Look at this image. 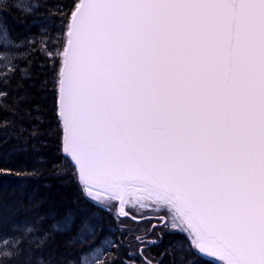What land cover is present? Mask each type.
Instances as JSON below:
<instances>
[{"label":"snow or ice","instance_id":"1","mask_svg":"<svg viewBox=\"0 0 264 264\" xmlns=\"http://www.w3.org/2000/svg\"><path fill=\"white\" fill-rule=\"evenodd\" d=\"M15 7L35 19L23 36L0 19V111L14 116L0 122V181L24 191L43 175L51 106L52 168L71 165L86 204L0 197V264H264V0ZM49 7L51 19L36 16ZM130 212L150 226L128 228Z\"/></svg>","mask_w":264,"mask_h":264},{"label":"trees","instance_id":"2","mask_svg":"<svg viewBox=\"0 0 264 264\" xmlns=\"http://www.w3.org/2000/svg\"><path fill=\"white\" fill-rule=\"evenodd\" d=\"M33 4L41 2V0H31ZM48 3L51 4H70L71 0H48ZM10 7L4 10H0V16L1 19L4 20L9 27V29L12 31V34L15 35H24L25 27L32 23V21L35 19V16H29L26 15L21 9H17L12 3L8 2ZM67 11V9H65ZM74 10V9H73ZM53 11L51 7L48 8L46 11L45 8H41L38 13H36V16H43L47 19H51L49 16V13ZM55 24L57 27L60 25V20L56 19ZM35 31V29H33ZM54 37H58L59 33H54ZM66 39V35H65ZM34 63L37 65L43 64L44 67L36 68L35 72L39 74L41 71L48 75V73L51 72V64H50V58L49 60H46L43 56H40L38 58L34 57ZM51 79V77H48ZM50 104L52 98H49ZM10 107V105H9ZM49 115H48V121L47 126L42 129L44 136H43V142L37 144L38 151L42 154L44 167H43V175L38 176L34 179L28 180L24 182L25 190L21 191L16 187V184L19 183V181H16L15 177L9 178L7 180L0 181V197L3 198V201L6 204H11L12 202L16 201H24L25 203L28 202V197L35 194V198L39 201H43L41 204L40 210H47L49 208L53 209H60L63 210L67 207H81L85 206L86 201L83 199L81 193H80V186L77 184L76 180H70L69 182L63 180L62 170L63 168H52L53 162H60L62 153L60 151V134H59V128L60 124L58 123L56 116L53 113V110L51 106L48 109ZM14 116L11 111L3 112L0 111V122L4 120H13ZM65 161H62L64 165ZM67 162V161H66ZM56 172H60V177L56 175ZM45 185H50V187H45ZM128 210V209H127ZM131 214V213H129ZM99 215L102 217L103 223L107 226L111 221V217H107V213H99ZM133 216L131 215L127 219H130L132 221ZM125 219V218H120ZM140 223L139 221H135ZM77 224H79V221H77ZM10 229V221L5 218L2 222H0V230L4 232H8ZM119 233H117V236ZM180 236V235H179ZM103 238V237H102ZM64 239H67L66 236L58 237V241H63ZM180 239H183V237L180 236ZM171 240H178L175 238V235H165L164 242L160 245L159 248L154 249L153 251L159 252L163 250L169 241ZM66 251L61 247V252ZM73 251V254L78 253L79 247H77ZM60 253H57V256L59 257ZM170 258H165V264H168V260ZM200 264H214V262H211L207 259H204L203 257L200 260Z\"/></svg>","mask_w":264,"mask_h":264},{"label":"rangeland","instance_id":"3","mask_svg":"<svg viewBox=\"0 0 264 264\" xmlns=\"http://www.w3.org/2000/svg\"><path fill=\"white\" fill-rule=\"evenodd\" d=\"M8 2L12 3L14 6L17 3H23L25 5L33 4L31 0H8ZM0 19H1V16H0ZM73 171L74 170L71 169V165H69L68 162L65 161L64 162V168L62 170V175H61L62 177H60V175H59V177L62 178L63 180H65V181H67V182H69L70 180H76V177L73 175ZM136 211L139 212V211H145V210L144 209H140L139 207H137ZM147 211H150V209H148ZM130 213H131L130 216L131 215L132 216L135 215L134 212H130ZM107 217H110V216L107 215ZM149 218H152V217L150 216ZM140 219H141L140 217H138V216L136 217V221L140 220ZM121 220H123V219H121ZM124 221H125L126 226L128 228H130V229H137V228L143 229V228H146V227L150 226L147 223H138V222L132 221L130 219H124ZM175 238L180 240V236L178 234L175 235ZM204 259H206V258H204ZM209 261H211V260H209ZM211 262H215V261H211Z\"/></svg>","mask_w":264,"mask_h":264},{"label":"water","instance_id":"4","mask_svg":"<svg viewBox=\"0 0 264 264\" xmlns=\"http://www.w3.org/2000/svg\"><path fill=\"white\" fill-rule=\"evenodd\" d=\"M73 163H74V162H73ZM117 211H118V209H117ZM126 211H127V209H126ZM128 217H130V214H129ZM121 218H124V217H121ZM137 221H140V220H137ZM204 258H206V259H208V260H211V261H216V258H214V257H207V256H205ZM219 263H220V264H224L223 261H220Z\"/></svg>","mask_w":264,"mask_h":264}]
</instances>
